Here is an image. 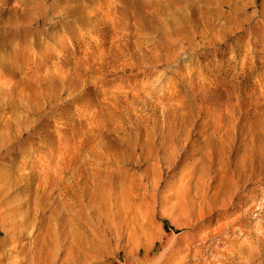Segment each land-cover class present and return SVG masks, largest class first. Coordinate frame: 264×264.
Listing matches in <instances>:
<instances>
[{
    "label": "bare ground",
    "instance_id": "1",
    "mask_svg": "<svg viewBox=\"0 0 264 264\" xmlns=\"http://www.w3.org/2000/svg\"><path fill=\"white\" fill-rule=\"evenodd\" d=\"M62 1L0 0V27L19 33L14 44L0 35L6 50L0 53V149L29 128L45 131L43 141L28 144L32 159L24 173L14 177L8 165L0 171V206L16 190L21 196L0 211L10 218L0 236L17 233L6 242L7 256L0 249V264H116L120 251V264H167L185 228L216 211L221 214L201 234L212 253L204 260L220 256L231 264H264V93L254 91L245 100L231 91L214 99L204 85L186 88L187 96L174 87L168 101L149 108L142 103L136 110L142 114L135 115L139 93L127 87L121 96L119 86L105 80L136 63L174 62L197 35L201 43H212L221 35L203 39L215 22L199 15L203 9L194 0H111L109 6L104 0H73L55 10ZM211 1L224 7V0ZM186 3L191 7L185 12ZM250 10L237 26L229 24L247 36L245 50L236 49L234 59L262 58L255 47L264 46V0L248 1L244 11ZM57 15L69 17L80 34L72 39L68 30L60 40L46 34L57 45L55 53L38 32L39 19ZM22 45L40 49L31 56L37 65H25L22 77L29 82L18 88L13 78L27 61L18 51ZM74 47L81 48L78 55ZM52 120L56 124L49 129ZM125 164L138 175L122 176ZM133 188L152 189L150 214L162 208L174 227L159 254L152 253L159 237L149 217L124 198ZM232 234L249 243L224 247Z\"/></svg>",
    "mask_w": 264,
    "mask_h": 264
},
{
    "label": "rangeland",
    "instance_id": "2",
    "mask_svg": "<svg viewBox=\"0 0 264 264\" xmlns=\"http://www.w3.org/2000/svg\"><path fill=\"white\" fill-rule=\"evenodd\" d=\"M82 1L83 0H80V2ZM248 1L250 0H224V7H220L219 3L215 4V1L194 0L192 5L196 9H203L199 15L215 22L212 32L206 35L203 39L204 42L214 33H218L219 36H221L208 44L201 43L200 35H197L194 40V46L174 62L142 65H137L136 63L132 68H125L116 72L114 71L105 78L108 86H119V95L121 96L126 95L122 91L127 87L133 89L131 93H139L136 100L140 102V104H135L133 103V100H131V102L136 105L133 106V109L131 110L135 115L142 114L141 112L136 111L142 106V103L149 108L151 107L149 104L155 105L168 101L173 95L171 89L174 87H178L179 90L181 89V96H187L190 92L189 90L187 91L186 88L192 86L198 88L204 85L207 89L206 93L214 99L219 97L224 98L227 93L231 91L238 95V99L245 100L252 98L254 96V91L257 94H260V92L264 93V46L257 47L259 46L257 45L255 47L256 50H262V52H259V55L263 60L262 58H255L253 56L243 57L241 55L237 59H234L233 57V53L236 49L245 50L244 44L246 43L247 36L245 32L239 31L241 28H231L229 24H236L235 26H237L250 15L251 10L249 12L244 11V5ZM41 2L51 4L52 0H41ZM112 2L115 1L113 0ZM13 3L14 1L9 2L8 6H11ZM73 3V0L62 1L58 4V8L55 10H58L59 7L63 5H73ZM104 3L106 6L113 5L111 0H104ZM186 5L187 7L185 6L184 9L185 12L191 7L188 3H186ZM197 16L198 13L196 12L194 17ZM39 21L43 26L55 25L53 29L50 28L49 30H44L41 25L38 32L39 36L43 38V45L51 47L55 53H58L56 50L57 45L48 41L45 37L46 34L49 35L52 40H60L66 31L71 30L72 34L70 35L72 36V39H76L77 36L79 37L80 29L71 25L69 17L57 15L46 19H39ZM247 27L248 26L246 25V28ZM2 34L7 35L11 44L18 41L19 33L15 28L0 27V35ZM83 37L88 38L87 33H84ZM257 43L259 44L260 42L257 41ZM39 49V46L30 45H22L19 47L18 51L27 56V61L25 62L24 60L23 66L16 70V77L13 78L16 87L22 88L26 85L27 81L29 82V80L22 77V74H25L27 71L25 66L26 63H29L31 66L37 65L36 62L31 60V56L37 54ZM73 49V55H78V51L81 48L74 47ZM5 51V48L0 46V53H4ZM48 59L51 62L56 61L55 58H50V56ZM39 60L43 62L45 59L39 58L38 61ZM44 73L45 71L43 70L39 75H43ZM55 122V120H52L51 125L48 128L52 129L53 125L56 124ZM42 130L43 129L39 128L38 131H35V128H29L25 131L23 137L18 140V142L15 144H9L0 149V171L8 165L12 168L14 177L24 173L28 168L27 165L29 161L32 159V152L28 150V144L32 141H35L36 143L43 141L45 139V131ZM51 145L52 144L49 143L47 147H50ZM13 147H17L18 150L20 149L26 152L25 154H22L18 150L11 151ZM142 168H144V166L140 169ZM102 169L106 170V168ZM136 171L137 168L131 165L125 164V166L120 167L122 176L130 174L135 177L138 175ZM166 179L167 181L170 180L168 177ZM17 186L18 185L14 186V188ZM159 190H163V187ZM18 192V190L14 191L5 199V202L3 203L4 206H0V211L3 210L4 207H9L18 201L21 197ZM153 193L154 191L152 189H141L136 191L135 188H133L132 192L124 193V198H126L125 200H128L132 208L140 210L142 213H146L149 217L148 220L151 222L150 227L153 229V232L156 233L155 235L159 237V239H157V237L154 238L155 245L153 246L152 253L159 254L161 251V244L171 235V230H173L174 227L170 220L162 214V208L158 207L157 212L154 215L150 214V203L148 198ZM1 197L2 196H0V199ZM160 197H163L162 193L158 194V199ZM4 212H7V210H4ZM220 214L221 211H216L212 217L204 215L197 221L192 222L190 227L185 228L182 242L173 246L170 255L166 256L169 259L167 264H231V259L214 255V258L208 262L207 260H209V257L207 256V253H212L207 249H204V241L201 240V234L205 232V227L209 226L213 217L215 218ZM9 219L8 215L0 216V232L5 231L6 227H8L5 225V222ZM261 219H256V221L262 222ZM8 234L9 236H3L5 235L4 233L0 236V249L4 251L2 256H7L9 254L10 251L8 249L10 248V245H7L6 242H10L12 235H16L17 233L11 231L8 232ZM225 241L227 244H225L224 247L228 248L245 247L249 243L245 236H238L236 234H232ZM6 250L7 252H5ZM123 258L124 251H120L118 256H115L116 264H120ZM139 258L142 259V256ZM10 260L11 258L8 261ZM108 263L109 261L104 260L101 264Z\"/></svg>",
    "mask_w": 264,
    "mask_h": 264
}]
</instances>
